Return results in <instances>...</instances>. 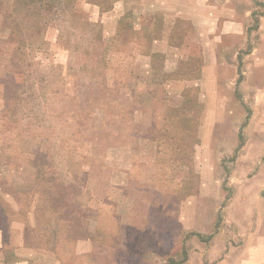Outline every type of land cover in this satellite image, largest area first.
<instances>
[{"label":"rangeland","instance_id":"374dc122","mask_svg":"<svg viewBox=\"0 0 264 264\" xmlns=\"http://www.w3.org/2000/svg\"><path fill=\"white\" fill-rule=\"evenodd\" d=\"M84 1L74 0L73 18L57 0L44 8V43L25 46L11 32L12 19L4 24L19 12L16 1L5 0L6 11L0 7V264H168L187 253L217 258L218 232L236 246L230 264H254L251 252L264 258V164L240 158L248 156L242 145L260 136L243 130L238 139L249 116L228 97L231 85L209 91L184 84L200 71L194 45L190 69L143 55L150 54L153 35L139 34L138 43L110 40L104 51L98 33L113 36L117 22L94 20ZM126 10L136 29L137 0ZM85 22L91 28L83 30ZM144 56L153 58L150 68ZM253 118L264 124L263 115ZM235 184L242 200L236 222L223 224ZM70 216L75 223L58 221ZM206 220L213 228L201 233ZM77 222L85 238L75 241Z\"/></svg>","mask_w":264,"mask_h":264},{"label":"crops","instance_id":"0c3cea01","mask_svg":"<svg viewBox=\"0 0 264 264\" xmlns=\"http://www.w3.org/2000/svg\"><path fill=\"white\" fill-rule=\"evenodd\" d=\"M128 2L129 0H85L83 3L90 5L94 20L118 22L126 13H131L126 10ZM137 13L139 21L142 20L136 27L137 32L155 36L151 47L149 46L150 54L146 52L143 55L160 56L163 63H171L173 69L177 66L190 69L194 67L191 49L194 45L198 48L200 71L198 70L195 78L184 80V84L200 88L202 86L205 90L209 87V91L215 84H218L219 91L220 84L224 89L225 85H231L228 87L232 93L228 97L237 101L238 107L244 110L243 114L249 116L247 123L244 122L246 124L238 129V139L243 138V130L259 132L260 136L259 140L253 136L246 145H242L248 147V156L247 159H243V156L240 158L257 167L264 164V124L253 123V117L264 116V0H137ZM133 14L132 12V18ZM143 58L150 68L153 58ZM218 90L215 89L213 99L220 98ZM261 168L263 170V166ZM258 185L261 187L262 183ZM233 187L234 197L224 212L226 217L223 224H229L233 219L236 222V204L242 201L236 196V184ZM249 191L250 189L245 193ZM238 194L242 195V192L239 191ZM240 210L239 205L237 212ZM245 226L243 223L240 225L241 229ZM199 228V232L205 233L204 231H211L213 225L206 220ZM212 232L211 235H217L216 231ZM222 234L223 232H218L213 243L218 244L216 254L221 253L219 257L212 258L203 253L192 256L187 253L185 263L191 264L189 262L199 257V264H230V257L234 253L230 254L229 251H235L236 246L231 248L230 243H223L224 238L229 237ZM221 237L223 238L220 239ZM242 242L248 243L246 240ZM248 260L254 264L264 263V258H258V253L254 252L248 255Z\"/></svg>","mask_w":264,"mask_h":264},{"label":"trees","instance_id":"16d2710c","mask_svg":"<svg viewBox=\"0 0 264 264\" xmlns=\"http://www.w3.org/2000/svg\"><path fill=\"white\" fill-rule=\"evenodd\" d=\"M15 3H10V6L12 8V6L15 4L18 8V13H16L15 17H12V13H9V17H7V19L5 20L4 18V24L7 25V21L10 19H12V23L11 25H9V27H11V32L15 35V34H19L18 36H20L21 40L20 43L21 45L25 46L28 41L30 40L31 42L33 41H37V42H41L44 43L43 41V31H42V23L41 20L39 19L41 11L44 10H49V8L52 6L53 2L56 0H15ZM5 0H1L0 1V7L1 9H3L4 11L5 8L7 7L5 5ZM58 4L60 5H64L63 10L64 12L67 13V15L71 18L76 17V11L74 9L73 3L74 0H64L63 3H60V0H57ZM86 2H90L89 0H86ZM132 18L131 13H126L124 15V17L117 22V27L118 30L116 31V33L108 38L103 37L102 35H100V33H98V37H99V42H101L102 44H104V51H106L108 49V44L109 41L111 40L112 42H116V43H138V39L140 37H138L139 33L137 32V30L133 27L132 23L130 22ZM80 26L83 27L84 29H87L88 27L91 28L90 23L89 22H85V23H79ZM31 29V32H28V30ZM149 35V34H145ZM111 38V39H110ZM150 42V41H149ZM102 64V61H98V66H100ZM176 118L178 116H175ZM41 172L38 169L37 175H36V180H38L39 182H41L43 179H41ZM40 188L42 187L40 185V183H38ZM43 190V189H42ZM56 194V192H55ZM60 194V193H59ZM7 212V209L4 208L2 214H5ZM3 218V217H2ZM58 221H62V223H67V224H73L76 221H74V217L70 216L68 219H66L65 221H63V219H61L60 217H58ZM72 220L74 222H72ZM2 222V219H0V223ZM77 228H75V230L77 231L75 236V241L78 239H83L85 238V233L83 231V228H81V226L79 225V223L77 222ZM75 224V225H76ZM74 225V226H75ZM66 228V227H65ZM73 229L69 228L67 226V228L63 231L64 233H66L65 238H67V236L69 238H71L69 234H71V231ZM59 234V227H56L55 231L51 232V236H53V238L55 237L56 234ZM78 234H81V236L79 237ZM202 237V236H199ZM63 240H64V235H63ZM204 238V237H203ZM211 238V236L209 235L208 237H206L205 239H209ZM56 242H60L61 239H55ZM48 244H50V242H48ZM7 258V257H6ZM184 260V258H182L181 261L177 262V261H173L172 259H168V264H181L182 261Z\"/></svg>","mask_w":264,"mask_h":264}]
</instances>
